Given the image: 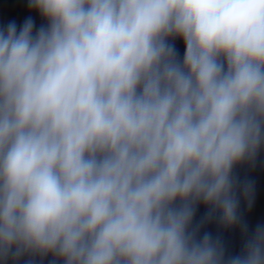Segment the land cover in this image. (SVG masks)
<instances>
[{
  "label": "clouds",
  "instance_id": "clouds-1",
  "mask_svg": "<svg viewBox=\"0 0 264 264\" xmlns=\"http://www.w3.org/2000/svg\"><path fill=\"white\" fill-rule=\"evenodd\" d=\"M28 9L0 24V264H264L237 170L264 151V0Z\"/></svg>",
  "mask_w": 264,
  "mask_h": 264
}]
</instances>
